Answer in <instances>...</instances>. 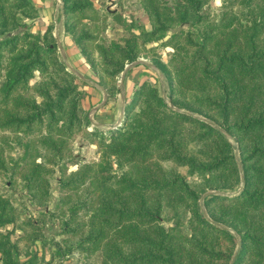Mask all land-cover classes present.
Masks as SVG:
<instances>
[{"label":"trees","instance_id":"trees-1","mask_svg":"<svg viewBox=\"0 0 264 264\" xmlns=\"http://www.w3.org/2000/svg\"><path fill=\"white\" fill-rule=\"evenodd\" d=\"M62 1L65 32L110 96L120 94L127 64L151 57L168 80L173 106L214 121L236 144L208 121L170 106L150 80L126 98L121 125L88 130L85 90L58 56L54 23L41 37L26 21L39 16L33 0H0V35L12 32L0 38V129L15 135L3 142L41 132L24 143L10 183L15 189L21 162L27 164L20 197L46 208L38 220H21L0 192L1 264H51L76 250L92 264H230L234 256L233 264H264V0H222L214 13L203 9L209 0L173 6L140 0L150 30L123 10L102 13L92 0ZM109 17L124 28L117 38L101 35ZM181 24L190 28L170 33ZM160 41L174 48L168 62L155 56ZM36 70L44 79L30 86ZM19 89H33L42 101ZM80 131L101 156L67 172L63 162ZM3 153L0 170L9 172ZM208 190L215 191L202 199ZM49 223L66 237L47 239ZM39 240L51 245L50 260L31 251Z\"/></svg>","mask_w":264,"mask_h":264},{"label":"rangeland","instance_id":"rangeland-1","mask_svg":"<svg viewBox=\"0 0 264 264\" xmlns=\"http://www.w3.org/2000/svg\"><path fill=\"white\" fill-rule=\"evenodd\" d=\"M168 5L173 6L175 0H165ZM222 4V0H209L207 3H205L204 5V10L209 11V12H216L218 10V8L221 6ZM100 7L99 9H101V12L104 13V10H114V9H119V10H123L125 11V14H127L128 16L130 15H135L136 18H139V23L140 25L144 26L146 29L150 30L152 28L151 23L149 21V18L147 15H145L144 10L142 8V5L140 3V0H102L100 2ZM108 20V25L112 24L113 22L111 20V17L107 18ZM28 25H30L29 30L32 31L35 34L41 35V37H43L44 33L42 32V30L38 27H36L35 25V21L31 18L26 20ZM120 26V25H119ZM122 27V26H121ZM190 27L188 25L185 24H181V25H177L174 28L171 29L170 33L172 34L174 31H179V30H185L187 31ZM124 31V28H122ZM22 30H24V28H22ZM123 31H115L112 30L111 32H107L106 31H102L101 35L104 37H119L121 34H123ZM12 34V32H8L4 35H0V38H3L4 36H10ZM108 35V36H107ZM164 41V40H163ZM154 49H155V56L158 58H161L163 61L168 62L171 58V54L174 51V48L172 46H165L164 44H162V41L160 42H156L154 44ZM58 56L63 57L62 54L58 53ZM143 59H146V62L144 63H138L136 65H134L133 67L129 68L128 71L126 72L125 78H124V82H123V87L121 85V78H122V74L123 72L120 74L119 78H118V82L120 83V94H113L112 96H110L108 94V101L103 104V106H101L99 109H97L96 111L93 110L97 105L101 104L103 101V97L104 94L102 92V89L100 88V85L97 83V81H95V74L92 71V69H90V71L88 72L87 70V66L85 65H79L80 68L76 71H78L79 73L81 72H88L85 73L84 76L88 79H90L91 81H94L97 85H93L88 83L87 81L81 79L76 73H74L70 68L69 65L67 64L66 60V64L68 66V69L70 71H72L76 76H77V80L80 83V86L82 87V89L85 90V96L83 97L82 100V105L84 107V109H86L87 111H89V119L91 121V125L87 128L88 130H91L93 127H98L101 129H111L114 128L116 126H119L122 124L124 116H125V107H126V101H125V105H124V111H123V99H122V92L126 91V93L128 95H126L125 93V98H131V96L134 93V90L136 89L137 85L139 83H142L146 80H150L152 82H158L164 97L166 95V99L169 103L170 106L174 107L176 110H180V111H187L189 114L198 116L202 119H204L205 121H208L210 123L211 120H209L208 118L193 113L191 111L185 110V109H178L177 107L173 106L170 98L168 97V92L165 91L166 89H168L169 87V83L168 80L166 78V76L163 74V77L160 75L158 69L156 68L155 63L153 62L152 58H147V57H140ZM139 59V58H138ZM6 61L4 62L5 65ZM130 64V63H129ZM126 67V66H125ZM131 69V70H130ZM87 70V71H86ZM125 70V68H124ZM2 73L4 74L5 71L3 70ZM35 76L33 78H31L29 80L30 86H33L37 81L42 80V78L44 79V77L42 76V74L40 73V71L36 70L35 71ZM82 74V73H81ZM83 75V74H82ZM3 80V77L0 78V81ZM125 84V87H124ZM104 87V86H101ZM105 88V87H104ZM106 89V88H105ZM126 89V90H125ZM20 93L23 96L26 97H30V96H35L38 102L42 101V98L39 97L38 94L35 93V91L33 89H31L29 92H25L23 94V89H19ZM107 91V89H106ZM108 93V92H107ZM96 99V101H93L92 99ZM99 99V101H98ZM99 102V103H97ZM2 103H1V95H0V107H1ZM4 106V105H2ZM213 123H215L214 121H211ZM216 124V123H215ZM218 125V124H216ZM219 126V125H218ZM40 131L36 130V132H34V134H31L29 137L23 136V134H19L21 136L20 140L16 139V140H12L11 144H6L3 142V139L5 136H10L12 137V139L15 137V135L11 132V131H3L0 129V148L3 149V155L5 157V159L7 160V163L9 164L8 166L10 167L9 172H4L2 170H0V192L4 193L5 197L9 198L11 203L19 210L21 211V220L25 219L26 217H32L35 220L39 219V211H43L44 207H40L39 205L33 203L29 197L27 198H21L20 196H22V191H23V187L21 185V180H22V173L25 172L27 170L28 165L25 164L24 162H21V169L18 171V173L15 176V189L11 186V173L13 172V167H14V162L15 160H17L21 155H23L24 151H25V145L24 143H26V141L28 139H32V140H38L39 139V135H40ZM227 136V135H226ZM228 137V136H227ZM228 139L233 143L234 141H232V139H230L228 137ZM39 146V152H41L42 155H46L48 152L47 150L38 145ZM70 146H71V151L69 152L68 156L69 158L65 159V161L63 162L66 165V169L67 172H71L74 171L78 168V164L76 163L77 161H88L91 159H94L95 161H99L100 156H101V152L98 148V146L96 144H93L90 142V140L85 136V132L84 131H80L77 133V137L75 139H71L70 140ZM42 159V158H41ZM39 158V160H41ZM38 160V161H39ZM114 161V158H113ZM167 167L173 165L172 163H166L165 164ZM114 170L115 172H117L118 174L122 172V168H120L118 166L117 163H114ZM179 170L186 174L187 173V168L186 167H179ZM59 176V172H57L56 177L58 178ZM197 179V178H195ZM52 182V189H51V193L53 195V199L54 201L57 200V198L59 197V190H58V183L56 178H53L51 180ZM208 191H215V190H208ZM207 191V192H208ZM25 193V190L23 191ZM51 205L49 207H53L54 203H50ZM56 222V221H55ZM7 229H11V226L5 227V228H1L2 231H6ZM23 231L21 229L17 230V233H22ZM57 232V228L55 227L54 224L49 223L47 224L46 228L44 229V233L47 239H52L54 238L57 241H61L62 239H64V237H66V235H62V234H55ZM13 239H15V235H13ZM50 248L51 245L47 244L46 246H44L42 244V242L39 240L37 241L35 244H33L31 246V251L32 252H36L38 253L39 256H42L45 254L46 260H50ZM53 248V247H52ZM54 249V248H53ZM24 258V257H22ZM92 259H88L84 254H81L79 252V250H76L74 253L67 255L66 257H64L63 259H59L56 258L54 260L53 263L51 264H92ZM1 264V262H0Z\"/></svg>","mask_w":264,"mask_h":264},{"label":"crops","instance_id":"crops-1","mask_svg":"<svg viewBox=\"0 0 264 264\" xmlns=\"http://www.w3.org/2000/svg\"><path fill=\"white\" fill-rule=\"evenodd\" d=\"M36 7L39 9V16L34 19L36 27L40 28L42 32L44 33L47 27L51 24L54 23V30H53V35L60 43L62 44V50L65 54V60L67 64L75 69H79V65H86L88 72L90 71V65L87 63L86 58L84 55L81 53L80 49L74 44L73 38L70 34L66 33L64 30V24H63V13L62 12V2L60 0H33ZM96 7H100V2L102 0H92ZM61 11V17L59 18L58 13ZM125 16H128L125 14ZM129 17V16H128ZM128 18V21H130ZM109 20V19H108ZM113 22L112 24L108 25V28L106 30L107 32H111L112 30L115 31H123V27L119 24H117L112 18ZM124 32V31H123ZM108 36V35H107ZM109 37V36H108ZM109 38H114V37H109ZM117 38V37H115ZM60 51V50H59ZM86 70V71H87ZM88 72H81L83 75ZM125 87V84H124ZM126 90V89H125ZM103 92V91H102ZM126 95V91H124ZM93 101H96V99H92ZM99 101V99H98ZM99 103V102H97Z\"/></svg>","mask_w":264,"mask_h":264},{"label":"water","instance_id":"water-1","mask_svg":"<svg viewBox=\"0 0 264 264\" xmlns=\"http://www.w3.org/2000/svg\"><path fill=\"white\" fill-rule=\"evenodd\" d=\"M60 1L62 2V5H63V1H62V0H60ZM62 12H63V10H62ZM57 45H58V48H59V50H60V53H61L62 56H63V59L65 60V54H64V52H63V50H62V44L60 43V41H58ZM144 62H146V59L139 58L138 60H136V61H134V62H132V63L126 65L125 70H124V72H123V74H122V78H121V85H122V87H123L124 78H125V75H126V72L128 71V69L131 68V67H133L134 65H136V64H138V63H144ZM69 68H70L74 73H76L81 79L87 81V82L90 83V84L97 85L94 81H91L90 79L86 78L84 75H82L81 73H79L78 71H76L74 68H72V67H70V66H69ZM156 68L158 69L160 75L163 77V73H162V71H161L157 66H156ZM100 88H101L102 91H103L104 97H103V101H102V103L99 104V105H97V106L93 109V110H95V111H96L97 109H99L101 106H103V104H105V103L108 101V93H107L106 89H105L104 87H101V86H100ZM121 95H122V99H123V111H124V105H125L126 98H125V94H124V92H122ZM165 98H166V95H165ZM210 123H211L212 125L218 127V128L224 133V134H226L230 139H232V141H234V143H236V140H235V139H234V138H233L228 132H226L223 128H221L220 126L216 125L215 123H213V122H211V121H210ZM236 153H237V157L239 158V152H238V150L236 151ZM240 167H241V166H240ZM242 178H243V177H242ZM213 192H214V191H211V192L208 191V192H206V193L203 195V198H202V199H204V197H205L207 194H209V193H213ZM205 213H206V211H205ZM206 214H207V213H206ZM235 257H236V256L233 257V259H232V261H231L230 264H233V262H234V260H235Z\"/></svg>","mask_w":264,"mask_h":264}]
</instances>
